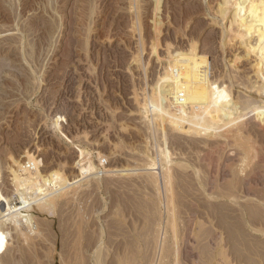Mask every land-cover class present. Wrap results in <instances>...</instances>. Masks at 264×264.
<instances>
[{"label":"rangeland","instance_id":"obj_1","mask_svg":"<svg viewBox=\"0 0 264 264\" xmlns=\"http://www.w3.org/2000/svg\"><path fill=\"white\" fill-rule=\"evenodd\" d=\"M219 1L0 0L2 191L20 204L9 167L12 157L19 159L27 150L40 157L44 174L61 170L75 180L85 172L86 163L102 170L54 213L24 211L34 216L41 232L34 233L32 243L22 251L13 250L7 264H264V175L243 187L238 171L245 146L257 158L249 156L252 167L264 157V124L260 129L250 117L218 136L161 134L139 116L135 100L136 94L149 95L165 66L152 52L158 34L162 57L168 43L172 49L186 50L193 38L210 55L214 78L230 72L223 66L231 50L227 48L224 55L221 29L210 24ZM240 64L235 85H250L247 76L253 72ZM234 88L241 90L235 91L240 95L255 93ZM237 128L242 136L230 137L232 153L225 161L223 135ZM156 142L172 158L169 187L163 169L160 165L156 169L162 194L145 172H107L118 165L133 167L138 162L135 167L140 166L147 151L159 160ZM168 198L171 202L166 206Z\"/></svg>","mask_w":264,"mask_h":264},{"label":"bare ground","instance_id":"obj_2","mask_svg":"<svg viewBox=\"0 0 264 264\" xmlns=\"http://www.w3.org/2000/svg\"><path fill=\"white\" fill-rule=\"evenodd\" d=\"M156 2H158V0H156ZM159 3H160V1H159ZM212 3H214V2H212ZM208 5H210V4H208ZM215 5H217V4H215ZM157 8H158V6H157ZM159 8H160V6H159ZM211 12H214V11H211ZM208 13H209V11H208ZM158 18H159V20H161L160 16ZM158 22H160V21H158ZM162 23H160V24H162ZM160 24L158 23V25H160ZM210 24L214 25L216 27L219 26L221 29L220 31H218L219 37H220L219 43H220V46L223 50L224 55L226 53L225 51L227 48H230V50H231L230 57H228L227 55H226L227 57L224 56L225 64L223 63L224 64L223 67H226L225 69H227V71L229 70L230 72L223 73V74L221 73L219 78H214L212 75V70H211L210 55H208L205 51H202V49L199 48L198 41L194 40L193 38L189 42V47H187L186 50L185 49H172L171 45L168 43L167 47H164V48H166V54L164 53L165 55H164V57H162L158 51L159 47H161L160 46V39L161 38H160V34H158L160 39L157 37L156 42H154L152 44V52L156 55L157 60H159V62L161 61V62L165 63V66H163L162 73H160L158 75V77H156L157 78L156 82L154 83L152 81L154 84L151 87V90H150L151 92L149 91L150 93L148 96H144L143 98H140V97H138V94L135 95L138 114L149 125V129L154 127L155 131L156 130H157V132L160 131L161 134L165 133L167 131H170V132L181 131L184 133H191V134L196 135V136L197 135H201V136L205 135L206 137H211V136H218L221 132L223 133V131L227 130V129H229L228 132L233 131L234 129H231V128H234V126L239 125V124L241 125L242 122H244L245 120H247L250 117H253L255 119L257 124H259L260 129H261L260 125L264 124V0H220L218 2V6H217L214 14L210 18ZM158 30L159 29H157V31ZM160 33H162V31ZM215 34H217V33H215ZM158 39H159V42H158ZM168 40H167V42H169ZM209 46H211V45H209ZM140 47H141V45H140ZM203 48H205V47H203ZM142 59H143V57H142ZM136 60L139 62L138 57L136 58ZM149 60H150V58H149ZM161 62H160V65H161ZM240 62H243L246 65H249L248 68L250 69L251 72H253L251 75L248 74V76H247L248 81H250V83H251L250 85H248V84L245 85L246 83H244V82H240V83H238V85H235L236 81L234 80V78L237 76V74L240 71H242L240 68V65H241ZM147 64H148V62H147ZM198 64H199V66H198ZM143 66H144V63H143ZM161 70H162V68H161ZM216 73H217V71H216ZM147 79H149V78H147ZM145 80H144V82H145ZM241 84H243V86ZM133 85H135V84H133ZM235 86L239 87V89L243 88V90L245 89L248 92H253V93L255 92V93H254V95L253 94L246 95L247 93L246 94L242 93L244 95H240L237 93L238 94L237 95L235 91L240 93L241 90H238V89L235 90V88H234ZM144 87H145V85H144ZM247 89H249V90H247ZM243 90H242V92H245V90L244 91ZM132 94H134V93H132ZM93 100H94V98H93ZM132 101H133V99H132ZM134 111H136V110H134ZM122 126H123V124H122ZM242 128H244V127H242ZM240 130H241V128H237L236 131H234L232 134L228 133V134L223 135L224 136V138H223L224 144H222V146L224 148L221 150L222 151L221 155L225 161H227L230 158V156H231L230 154L232 153L231 152L232 150L230 148H228V143H230V140H231L230 137L233 136V138H234V137L242 136V131H240ZM147 131L149 132L148 129H147ZM152 131L154 132V130H151V132ZM157 132H156V134H157ZM225 133H227V132H225ZM152 136L155 137L154 135H152ZM152 136H151V138H152ZM192 137H194V136H192ZM240 138H242V137H240ZM245 140H246V138H245ZM234 141H235V139H234ZM160 143H158V142L155 143L158 154H160V159L159 160L157 159L158 162H157V160H154V158H152L150 153L147 151L143 154V157L145 159V161H144L145 163L140 164V166L138 165L137 167H135L137 164H139L138 162H136L135 163L136 165L133 167L132 166L129 167L127 165L125 167H124V165H122V167L121 166L118 167L119 166L118 165V166L112 167L111 169H109L110 168L109 167L107 169V172L109 171L113 175H115V174H129L127 172L129 170H139L143 173L145 172L146 174L150 175V179H151L150 181L154 185L156 192L158 194H160V193L162 194L160 181H159V178L157 175L158 171L156 169L159 168L158 165H160V167L163 169V174H164L165 180H166L165 182L167 183V186L169 187L171 174H172V173H170L169 164L172 162V158L170 157L168 152L164 149L163 144H160ZM244 145H246V144H244ZM236 151H238V150H236ZM253 151L256 152V150H253ZM202 152H203V150H202ZM251 152H252L251 147L249 146V148H247V146H245V153L243 154V156L241 157V154L238 153V154H240V157H241V158L239 157L241 163L239 162L240 170L238 169V171L240 172V175L242 174V176H241L242 177V183L240 181H238V182L241 183V186L243 185V187H245V185L248 184V182L252 178L264 175V164H262L264 157L262 158V160H260V161L258 160V162H257L258 165L256 164L257 167H252L253 164L251 166V161L255 158V156H253L254 154L252 155ZM261 153H262V151H261ZM213 155H214V153H213ZM250 155H252V157ZM210 156H211V154H210ZM249 156L251 158H253L250 161L248 160ZM155 157H156V155H155ZM23 158H25V159L23 160ZM140 159H142V158H140ZM255 159H257V158H255ZM11 160H12L11 162L13 165H11L9 167V170H10L9 172L12 176L10 180L12 181V184L15 187L14 190H15L16 194L19 195L20 202H18V203H20V204L18 205L17 202L12 201L11 200L12 197H9L8 195H6L2 191L1 186H0V261L3 262L4 264L8 263L11 255H12L13 250L22 251L23 246L30 245L32 243V240H33L32 235L34 233H40L41 232L38 230V227L36 226V223L33 220L34 216L33 215L28 216L24 213V211L29 212L32 209H39V210H43V211L48 212V213H54V209L57 206H59V204L61 202L65 201L68 198L69 199L70 198L75 199L76 196L78 195V192L82 189V187L86 183L90 182V179L99 177L100 176L99 172L102 171V170H99V166L94 165L91 167V165H92L91 163H90L91 165L89 164L90 166L86 163L83 165L84 166L83 169L85 168L84 169L85 172L83 170H81V171H83V175H82V173L80 174V176L82 175V177L79 176L80 177L79 178L77 176V179L74 178L75 180H71L70 178H68L67 174L63 173L61 170L56 171L55 169L54 170L52 169V170H50V172L48 171L49 172L48 174H44L45 170L43 172L42 171L43 169L40 167V165H41L40 164L41 163L40 157L38 158V156L34 155V153H31V151L27 150V151H25V154H23V156L21 158L17 159L15 157H12ZM232 162H234V161H232ZM254 163H256V162H254ZM98 165H100V164H98ZM85 166H87V167H85ZM205 167H206V165H205ZM103 173H105V172H103ZM231 174H232V172H231ZM237 176H239V175H237ZM0 177H1V172H0ZM230 177H229V179H232ZM235 177H236V173H235ZM237 183H235V185ZM214 186H215V184H214ZM239 186H240V184H239ZM238 189H239V187H238ZM240 191H241V188H240ZM250 192L251 191H249L248 193H250ZM236 195L239 196L238 194H236ZM168 202L169 203L171 202V201H169V198L167 199L166 206H168V204H169ZM170 206H172V204ZM251 207H253V206H251ZM67 208H68V206H67ZM57 210H59V209H57ZM171 210L173 211V208H171ZM172 216H173V218L175 217L174 213L172 214ZM173 218H172V220H173ZM173 221H175V220H173ZM182 222H184V221H182ZM174 224H172V226H174ZM180 224L183 226L182 223H180ZM176 225H177V223H176ZM183 229H184V227H183ZM189 230H190V226L188 224L187 228L185 229L186 237L189 233ZM175 232H177V227H176ZM211 232H212V230H211ZM173 234H174V232H173ZM215 234H217V233H215ZM41 235H43V234H41ZM162 235H164V234H162ZM175 236L176 235H174V237ZM172 237H173V235H172ZM214 237H215V235H214ZM163 239H164V236H163ZM209 239H211V238H209ZM173 240L174 239H172V242H173ZM216 240H217V238H216ZM177 241H175V242H177ZM14 242H17V243H15V245H13ZM175 242H174V244L176 246ZM208 244H210V242H208ZM161 245L164 246V244H161ZM161 245H160V249H161ZM203 245H205V243H203ZM200 246H202V245H200ZM164 249H167V248H164ZM171 249H172V247H171ZM175 250H176V248H175ZM211 250H213V249H211ZM166 251L167 250H165V252ZM167 252H166V254H167ZM53 253H54V251H53ZM159 254H160V252H159ZM178 255H177V258L180 257ZM167 260L169 261V258ZM159 261H160V259H159ZM53 263H54V261H53ZM230 264H231V261H230Z\"/></svg>","mask_w":264,"mask_h":264}]
</instances>
